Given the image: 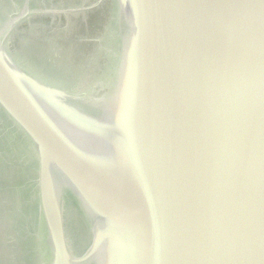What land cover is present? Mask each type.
<instances>
[{
	"label": "water",
	"instance_id": "water-1",
	"mask_svg": "<svg viewBox=\"0 0 264 264\" xmlns=\"http://www.w3.org/2000/svg\"><path fill=\"white\" fill-rule=\"evenodd\" d=\"M113 4L73 85L34 72L13 33L74 10L0 24V112L35 163L36 264H264V0Z\"/></svg>",
	"mask_w": 264,
	"mask_h": 264
},
{
	"label": "flooded vegetation",
	"instance_id": "flooded-vegetation-1",
	"mask_svg": "<svg viewBox=\"0 0 264 264\" xmlns=\"http://www.w3.org/2000/svg\"><path fill=\"white\" fill-rule=\"evenodd\" d=\"M113 3L114 0H0V24L5 25L10 15L15 18L25 8L74 10L29 16L13 33L15 51L40 70L34 72L73 85L97 57L96 39L104 35L111 22ZM34 169L28 147L0 112V264H36ZM72 214L77 244L84 249L87 230L76 207Z\"/></svg>",
	"mask_w": 264,
	"mask_h": 264
},
{
	"label": "rangeland",
	"instance_id": "rangeland-1",
	"mask_svg": "<svg viewBox=\"0 0 264 264\" xmlns=\"http://www.w3.org/2000/svg\"><path fill=\"white\" fill-rule=\"evenodd\" d=\"M34 172H35V169H34ZM25 179H26V177H25ZM71 202H72L71 195L69 194V192H65V194H64V215H65L66 222L69 224V226L71 225L70 223H71V217H72V213H71L72 204H71Z\"/></svg>",
	"mask_w": 264,
	"mask_h": 264
}]
</instances>
